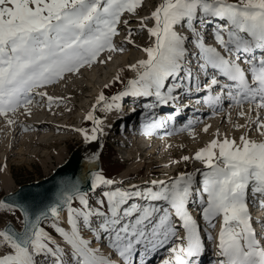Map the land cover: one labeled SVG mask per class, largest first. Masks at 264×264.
Segmentation results:
<instances>
[{
  "label": "snow or ice",
  "instance_id": "1",
  "mask_svg": "<svg viewBox=\"0 0 264 264\" xmlns=\"http://www.w3.org/2000/svg\"><path fill=\"white\" fill-rule=\"evenodd\" d=\"M140 6L142 0H0V118L14 125L16 120L12 117L20 109L30 114L36 97H47L51 107L61 98L40 89L91 66L106 50L124 51L113 42L119 34L118 25H128L123 17L136 14ZM212 19L226 21L213 32L223 52L206 45L196 27L197 23H210ZM148 20L153 21L151 27ZM182 24L195 37L200 71L207 75L212 69L216 73L203 88L196 77L195 91L207 92L203 102L214 114L217 109L223 111L225 100L230 101V122V110L238 109V117L244 119L243 124L233 123L235 129L243 130L239 139L227 135L221 139L217 130L216 138L193 157H182L184 161L198 160L206 169L202 172V186L195 191L194 175L181 173L171 180L154 179L143 190L130 185L127 189L104 191V198L97 201L95 208L89 205L79 182L71 180L61 185L54 202L36 214L0 201V208H20L23 213L22 230H15L11 223L0 230V248L5 249L0 253V264H36V257L41 255L50 256L53 264H65L66 260L67 264H136L141 248L147 252L169 244V255L162 264H199L204 243L200 224L188 210L193 195H197L199 214L207 227L214 228L220 219L215 238L218 264H264V243L256 238L247 204L250 186L253 196L264 197V55H254L255 50L264 53V0H161L150 16L140 20L139 30H146L154 38V43L142 49L147 58L129 65L137 76L128 80L125 90L112 100L127 95L155 96L158 105H165L178 98L173 93L181 82L193 79L191 69H185V43L189 38L176 30ZM134 31L128 28L123 43L134 44ZM242 56L247 70L241 66ZM219 77L227 82L221 83ZM169 79L176 83L169 84ZM215 88L219 91L213 92ZM102 102L108 111L117 106L106 103L102 92L93 109ZM86 119L93 121L91 133L86 129L77 131L85 142L95 141L97 134L103 132L102 121L93 112ZM192 123L184 129H191ZM162 126V121L148 117L142 129L145 135H151ZM209 127L205 125L203 131ZM251 132L259 138H252ZM115 183L101 172L91 173L93 191ZM133 198L146 203H129ZM74 200L79 201L80 207L73 206ZM154 201H164L169 207H157ZM63 208L67 209L70 230L57 223ZM49 214L68 249L57 244L40 226ZM82 228L95 233L96 240L107 237L105 242L120 261L110 259L99 246L93 247L92 241L83 237Z\"/></svg>",
  "mask_w": 264,
  "mask_h": 264
},
{
  "label": "rangeland",
  "instance_id": "2",
  "mask_svg": "<svg viewBox=\"0 0 264 264\" xmlns=\"http://www.w3.org/2000/svg\"><path fill=\"white\" fill-rule=\"evenodd\" d=\"M161 2V0H142V6H140L137 9L136 14H126L124 16V19H127L129 21L128 25H125L121 23L118 25V30L119 34L117 35V40L115 41L114 37V43L115 44H120V47H127L126 50H124L123 53L120 51H104L103 53L100 54L99 57L103 56H108L109 54L112 55L111 59L108 60V63L111 62L109 67L113 69V72H110V77H107L105 80L104 76H101L96 69L106 67L105 65L108 63L106 62V58H104V62H96L92 64L91 66L88 67H82L80 70L84 72V74L79 75V72L72 73V74H67L66 76H70L71 78L62 80L61 82L55 86L52 87H47L44 89L45 92H47L48 95H55V96H62L61 94L64 93L67 89L70 88L69 81L72 80V83H86L89 85L88 91H85V93H90L89 97L87 98V101L85 103V106H81V101L80 95H72L71 99H73L74 102H76V106L74 109H77V112L81 116V120L86 118V116L90 113L93 112L94 117L99 119L100 121L106 118V123H108L109 119V112L111 113H118L116 107H121L119 106L121 103H124V107L120 109V111H123L126 114H132L133 109H136V105L131 104L132 108L131 110H128L129 107H125L127 103H129L128 100H131L133 95H127V96H121L118 100L113 101L112 97L117 96L119 93L123 92L126 88L127 82L130 79H134L137 76V71H134L129 68V65L136 64L137 61L140 60L141 56H145L146 53L142 50L145 47L150 46L152 43H154V38H151L146 30H139L140 29V20L142 17H147L150 16V13L155 9V7ZM235 2V0H233ZM216 23L221 24L222 21H218V19H215ZM147 24L149 27L152 26L153 21L148 20ZM197 29L199 30L202 28L204 31L206 24H196ZM131 27L135 31L133 32L132 39L134 40L135 47L133 44H123L125 38L128 36V28ZM186 29L189 30V34L191 33V30L187 28L186 25H178L176 27V30L183 36L184 35L183 31ZM192 37H194L192 35ZM192 37L188 36V41L185 43V47L189 50L192 49L194 46ZM226 38V36H225ZM146 39L148 40L146 42ZM118 40H122L121 43L118 42ZM205 43V39H203ZM210 41H208L209 43ZM142 43L143 46L140 44ZM124 45V46H123ZM146 45V46H145ZM117 46V45H116ZM145 46V47H144ZM218 50H223L221 47H218ZM129 51H134L135 54L133 55H138V57H130L128 59V62L123 66L119 68H115L114 64L115 61L120 59V57L125 54L126 52ZM104 54V55H103ZM98 57V58H99ZM98 60V59H97ZM116 69V70H115ZM115 70V71H114ZM113 75V76H112ZM119 76V80H116V77ZM123 78V79H122ZM68 80V83L66 81ZM78 81V82H76ZM108 81V88L105 90L102 86L101 83H105ZM124 81V82H123ZM100 82V83H99ZM110 82V83H109ZM60 83H62L60 85ZM112 83V84H111ZM101 86V87H100ZM216 88L215 90H217ZM97 92V93H96ZM103 92L105 96L106 103L108 104H113L117 105L112 108L111 111H108L105 108V103L102 102L100 105H97L95 110L93 109V105L96 104L97 98L99 95ZM83 95V94H82ZM132 96V97H131ZM195 96V95H194ZM46 97H44L45 99ZM151 99H154L153 97H149ZM230 102V101H228ZM39 106H42V104H38ZM75 105V104H74ZM87 105V106H86ZM38 106V107H39ZM34 107H37L34 106ZM116 108V110H115ZM124 109V110H123ZM22 110V111H21ZM18 113L24 112L23 109H21ZM80 111V112H79ZM82 111H86L84 115L81 113ZM219 112H216L215 114H208L205 119H202L201 122H196L192 126L191 129H184L178 132L177 129L167 131V130H155L153 134H151V137H141L139 138L140 140V146L143 148V146L148 145L149 147L146 148L145 150L137 148V145L133 144V142H127L124 143L120 140H118L115 137H110L108 141L105 142L103 149L100 154L101 158V163L102 167L100 172L108 179H112L116 181L114 185L108 186H102L97 188L93 192H88L86 194L87 199L89 201V205L92 208L97 207V201L99 199L104 198L102 196V193L104 191L108 190H114L115 188H123L127 189L129 188L130 185H137L141 190H143L146 186H148L149 182L152 180H171L176 177H178L181 173H192L194 175V190L197 188L199 185L200 180L202 179V172L205 171V167L203 164L195 159H189L188 161H184L182 157L184 156H189L193 157L195 152L198 151L201 147H204L206 144L210 142V140L216 138V132L219 130L220 133V138L223 139L225 135L228 137L232 138L235 137L237 140L239 139V136L242 134L243 130H237L233 127V123H227L225 121H221L220 116L223 114H229V105L225 106L223 108V111L218 110ZM233 111L230 110V114ZM135 112V111H133ZM238 109L232 112L231 114V119L234 120V123L237 122L238 120L240 121V117L237 115ZM17 113V114H18ZM57 113H54L56 115ZM58 115V116H57ZM57 117L63 116L64 114H57ZM19 116H23L18 115ZM132 116V115H131ZM226 118V117H225ZM3 119V118H2ZM243 119V118H241ZM226 120V119H225ZM205 121V122H204ZM210 122L213 126V132L208 133L203 131V127L207 122ZM110 123V122H109ZM244 123V121H243ZM242 123V124H243ZM75 125H79V122H75ZM109 125V124H107ZM106 125V126H107ZM126 125V124H125ZM105 126V124H104ZM94 124L92 120H87L86 122V130L89 128H93ZM83 127H81L82 129ZM77 129H80L77 128ZM123 129L116 128V131H118V137L123 135L124 133L122 132ZM125 130V128H124ZM201 130V131H200ZM232 130V131H231ZM71 137L70 140L57 143L58 147L52 150V156L46 157L47 161H41V158L36 155H31L30 157L27 156L24 158H21L19 163V155L17 154H10L8 155L12 159V167H10V172L14 176L15 180V188H17L20 184L29 182L32 180H37L40 179L44 176H47L52 170H54V167L61 161L65 160L70 152L74 149V147L83 141L81 137V132L80 131H75L71 130ZM208 133V134H206ZM232 133V134H231ZM154 135V136H153ZM249 135L252 136V138L258 139L257 134L255 132L249 133ZM117 137V135H116ZM124 139V138H123ZM166 139L164 143H162L161 140ZM107 140V139H106ZM150 144V145H149ZM33 148L40 149L36 145H34ZM4 150L0 149V154L2 155ZM39 151V150H38ZM142 151V152H141ZM34 152V151H32ZM56 152V153H55ZM42 153H45V150L42 151ZM150 153V154H148ZM15 159V160H14ZM34 159V162L32 163V160ZM135 162H138V164L129 169L126 173L125 170L129 168L132 164ZM203 166V167H202ZM200 170L199 172L197 170ZM130 174L128 177L125 178V175ZM13 180V182H14ZM120 180V182H118ZM193 185V186H194ZM13 188V190L15 189ZM12 190V191H13ZM250 190V196H247V204L248 208L250 209L251 204L255 199H259L262 197L260 194H256L255 196L252 195L251 193V186L249 187L248 191ZM6 190L0 187V197L5 194ZM135 202V199L129 201V203ZM156 203L155 205L157 207H163L167 208L169 207L168 204L164 201H154ZM144 204V203H141ZM196 200H192L189 205H188V210H193L195 211V205ZM74 207H80L79 201L74 200L73 202ZM254 208V206H253ZM252 208V209H253ZM197 210V209H196ZM7 220H12L18 227H21L22 225V215L21 212L16 208L15 210H8L7 208H0V227L6 223ZM58 226L64 227L65 230H70V226L68 225H61V222H57ZM53 225V218L46 219L42 222V226H45L47 229L51 228L50 231L56 232V229L52 226ZM206 226V225H205ZM207 227V226H206ZM220 227V219L217 218L215 221V227L214 228H209L207 229L212 232H216V229ZM220 229H218L219 231ZM47 232V231H46ZM49 232L48 234L52 237V239L59 244L61 247L68 249V245L64 241L63 237L59 233L57 234V237L54 233ZM82 235L85 239H89L92 241V246L96 247L99 246L102 250V252L110 257L113 261L116 260L118 255L114 252V250L105 242L107 240V237H104L103 240H96L94 239L95 233L89 231L87 228H82L81 230ZM217 237V236H216ZM258 239V238H257ZM262 243H264V238L258 239ZM97 241V244L95 242ZM171 245L169 244L168 247ZM4 248H0V253L4 252ZM47 257L45 255H41L36 257V264H47ZM168 257V256H166ZM120 258V257H119ZM120 261V259H119ZM65 264H67V260L65 261Z\"/></svg>",
  "mask_w": 264,
  "mask_h": 264
},
{
  "label": "bare ground",
  "instance_id": "3",
  "mask_svg": "<svg viewBox=\"0 0 264 264\" xmlns=\"http://www.w3.org/2000/svg\"><path fill=\"white\" fill-rule=\"evenodd\" d=\"M121 41L122 40H118L119 43H121ZM147 41L148 40L146 39V42ZM123 44H125V43H123ZM140 44L143 46L142 43H140ZM115 45H117L118 48L120 47V44H118V43ZM133 46L135 47V44H133ZM126 48H128V46L124 47V50H126ZM123 52H121V53H123ZM133 54H135L134 51H129V52H126L125 54H123L120 57V59L117 60V62L115 61L116 64H114V67L116 69L119 67H123L128 62V59L130 57H134V58L138 57V55H133ZM109 56H112V55H108L105 57L106 58L105 63H108V60H109L108 57ZM146 58H147L146 55L141 56L140 60L146 59ZM110 64H111V62L106 64L105 65L106 67H103V68L99 67L98 69H96V71L101 76H104V78H102V80L103 79L105 80L107 77H110V72L111 73L113 72V69H112L113 67L112 68H111V66L109 67ZM247 67L248 66H244L243 68H245V70H247ZM78 72H79V75L84 74V72L82 70H79ZM70 78L71 77H69V79ZM76 82H78V81H76ZM66 83H68V80L66 81ZM107 83H108V81L105 83L104 82L101 83L105 90L108 88V87H105L106 85H108ZM61 84L62 83H60V85ZM69 85H70V88L67 89L64 93H62L61 94L62 96L58 97V96H55L52 94L49 95L52 97L61 98L60 100L54 102L51 105V107H49V105H48L47 97L45 99L44 98L41 99L40 97H38L37 107H34L36 105L35 102L30 106V108H31L30 114H26L25 112H23V113L20 112V113L16 114L14 117H12L13 119L16 120V123L14 125H8L4 119L0 118V149L4 150L2 152L3 154L2 155L0 154V187L3 188L4 190L10 192L13 190V188H15L14 176L10 172V170H11L10 167H12L13 163H12V159L8 155L17 154V155L21 156V157H19V163H21V161H20L21 158H24V156L30 157L31 155L39 156L41 158V161H47L46 157L50 158L52 156L51 152L53 149L58 147L57 143H61L62 141L63 142L68 141V140H70L71 137H73V136H71L72 135L70 132L71 130H74V132H75L77 130V128H79V127H80V129H81V127H83L82 129H86L84 127H86L87 119L86 118H84L82 120L80 119L81 116L78 113H76L77 109H74L76 106V102H74L73 99H71V96L81 94L80 99H82L81 101H83L81 103V106H85V103L87 101V98L85 99V97H89V95H91L90 93H85V91H88L89 85L86 83H80V82L74 84V83H72V80L69 81ZM199 96L200 95L191 96V97H199ZM38 104H42V106H39ZM119 106H121L123 108L124 103H121ZM125 107L127 108L128 104H126ZM115 110H116V108H115ZM235 110H236V108H233V111H235ZM85 112L86 111H82L81 113L84 115ZM232 112H231V114H232ZM54 113L64 114V115L57 117L58 115L56 114L57 115L56 116V115H54ZM132 113H133V111H132ZM21 114L23 116L18 117V115H21ZM126 117L129 120L131 117V114H126L123 111H120L118 113L109 112L108 123H106V118H104V122L102 120V124L100 126L103 129V133H104V136L107 139V141H108V129H109V127L106 128L107 127L106 125L109 124L110 121L114 122L116 119H117V121L119 120V122L125 120L124 124H126L127 123ZM220 119L222 122L225 121V122L231 123V124L234 123V120H236V119H234V120L231 119V122H230L228 119V114H226V113L223 114L222 116H220ZM243 121H244V119L240 118V121L238 120L235 123L242 124ZM75 122H79V125H75ZM104 124H105V126H104ZM205 125H210V127L208 129V133L213 132V126L210 122H207ZM91 129L92 128L87 129L89 134L91 133ZM202 129H204V127ZM208 133H206V134H208ZM81 137H82L83 141H85L82 133H81ZM133 137H136V136H133ZM164 140H166V139L161 140L162 143L166 142ZM131 141L133 142V144L137 145V148H139V149L141 148V149L145 150L146 148L149 147L148 145H145L142 148L140 146V140L137 137H136V140L133 139ZM131 141H128V139H127V142H131ZM34 145H36L40 149L33 148ZM43 150H45V153H42ZM32 151H34V152H32ZM148 154H150V153H148ZM65 160L64 159L61 160L56 166L63 163ZM33 162H34V159L32 160V163ZM137 164H138V162H135L134 164H132L129 168H127L125 170V173L129 169L135 167ZM129 175L130 174L125 175V178L128 177ZM13 180H14V182H13ZM118 182H120V180ZM253 209H251V210H253ZM261 209L263 210V207H261ZM248 210H249V214H250L251 211L249 208H248ZM256 211H258V210H256ZM263 213H264V210H263ZM66 214H67V209L61 215V219L58 221V222H61V225H64V224L67 225ZM261 216H262V214H261ZM41 227L44 228L45 231H47L48 233L53 231V229H52V231H50L51 228H49L50 229L49 230L45 226H41ZM54 232H52V233H54ZM56 237H57V234H56ZM95 244H97V241L95 242ZM157 248L159 249V247H157ZM215 256H217V255L215 254ZM116 261H119V256L116 258Z\"/></svg>",
  "mask_w": 264,
  "mask_h": 264
},
{
  "label": "water",
  "instance_id": "4",
  "mask_svg": "<svg viewBox=\"0 0 264 264\" xmlns=\"http://www.w3.org/2000/svg\"><path fill=\"white\" fill-rule=\"evenodd\" d=\"M101 127V126H100ZM105 143L104 133H98L95 141H81L70 152L66 160L56 166L47 176L20 184L15 190L6 192L0 197V201L17 204L26 208L30 213L36 214L47 205L55 201L61 185L66 181H77L81 191L87 194L93 191L91 188V173L100 172L102 163L100 154ZM98 156V159H93ZM74 202V201H73ZM22 215L20 208H17ZM66 208L61 210V215ZM48 218H52L49 214ZM45 219L41 220L40 226ZM9 223L15 230H22L12 220H7L0 230Z\"/></svg>",
  "mask_w": 264,
  "mask_h": 264
}]
</instances>
